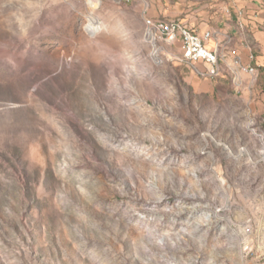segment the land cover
I'll use <instances>...</instances> for the list:
<instances>
[{
    "label": "rangeland",
    "instance_id": "obj_1",
    "mask_svg": "<svg viewBox=\"0 0 264 264\" xmlns=\"http://www.w3.org/2000/svg\"><path fill=\"white\" fill-rule=\"evenodd\" d=\"M158 1L0 0V264H264V62L231 54L264 59V6L210 27V80L145 39Z\"/></svg>",
    "mask_w": 264,
    "mask_h": 264
},
{
    "label": "built area",
    "instance_id": "obj_2",
    "mask_svg": "<svg viewBox=\"0 0 264 264\" xmlns=\"http://www.w3.org/2000/svg\"><path fill=\"white\" fill-rule=\"evenodd\" d=\"M118 4L128 3L131 0H115ZM160 17H149V24H154V36L159 37L161 44L176 45V52H181L189 56V63L179 64L180 66L195 67V76L200 79L215 80L222 78L223 75L212 69L210 59L208 58V48L215 40H225V34L215 32L211 29L199 32L189 30L188 25H177L175 27H161ZM235 56V61H241L246 68L248 75H255L256 67L250 63H245L238 53H231ZM251 58V56H250ZM252 59V58H251Z\"/></svg>",
    "mask_w": 264,
    "mask_h": 264
},
{
    "label": "crops",
    "instance_id": "obj_3",
    "mask_svg": "<svg viewBox=\"0 0 264 264\" xmlns=\"http://www.w3.org/2000/svg\"><path fill=\"white\" fill-rule=\"evenodd\" d=\"M206 2L208 0H205ZM260 3V4H259ZM263 4L261 0H220L219 2L215 3L214 8H215V12L214 13H218L220 20L217 19L216 22L211 23L208 22L206 23H200L199 19L192 17L190 20H183L189 27L202 32L204 30L207 29H211L210 27H217L219 25L226 26V29H237L238 27L243 26L244 24L247 26L248 24L253 27H255L257 24V22L261 21L260 17H257L256 15L254 16L252 13H254L253 11L255 10L256 7H259V9H261L260 11L262 12L263 10ZM158 7L156 8H152L148 10V16L149 17H160L163 16L162 18H166L168 16L174 15L175 13L180 12V10H172L171 12H169L165 6L163 5L162 2H160V0L158 1ZM207 7H209V4H205V9L203 10V13L205 11V14L207 13L209 15L210 11L207 10ZM222 8H228L230 10V12L233 15L232 18V22L229 21L228 17L223 16L222 14ZM173 18V17H171ZM206 19V17H205ZM254 19V20H252ZM207 20V19H206ZM237 25H236V24ZM252 28V27H251ZM212 30V29H211ZM217 30V29H214ZM254 30V29H252ZM247 47V46H246ZM243 44H241V46H232V49L240 54V56L242 57L243 62L246 63L247 61V56L246 51L244 48H246ZM248 48V47H247ZM252 55V54H251ZM255 60V59H254ZM264 59L262 58V56H256V60L254 61V63H252L254 66L255 65H259L260 63L263 64ZM192 81V79H191Z\"/></svg>",
    "mask_w": 264,
    "mask_h": 264
},
{
    "label": "bare ground",
    "instance_id": "obj_4",
    "mask_svg": "<svg viewBox=\"0 0 264 264\" xmlns=\"http://www.w3.org/2000/svg\"><path fill=\"white\" fill-rule=\"evenodd\" d=\"M175 24L177 25H184V22L179 19H160V26L161 27H175ZM91 29V26H89ZM94 29H97V27H94ZM189 30H195L188 26ZM145 39L151 41V42H160L159 37L154 36V24H149V20H147V27L144 34ZM230 38V37H229ZM231 39V38H230ZM226 42V41H225ZM225 42L222 40H215L211 43L210 48H208V58L210 59V66H212V69L219 74L221 73V66H220V53L222 52L223 48L225 47ZM163 46H175L171 44H161V47ZM174 48V47H173ZM173 50V49H172ZM155 52V50H154ZM168 53V52H167ZM155 56V55H154ZM173 58L178 63H189V56L184 55L183 53L179 54H173ZM235 64L240 66L243 71L247 72L246 68L243 67L241 61H235ZM192 72L195 73V67H188Z\"/></svg>",
    "mask_w": 264,
    "mask_h": 264
},
{
    "label": "trees",
    "instance_id": "obj_5",
    "mask_svg": "<svg viewBox=\"0 0 264 264\" xmlns=\"http://www.w3.org/2000/svg\"><path fill=\"white\" fill-rule=\"evenodd\" d=\"M260 72L264 74V65L263 66H260L259 68ZM191 73V72H190ZM193 74V73H192ZM194 75V74H193ZM217 80V79H215ZM263 92H264V85H263Z\"/></svg>",
    "mask_w": 264,
    "mask_h": 264
}]
</instances>
